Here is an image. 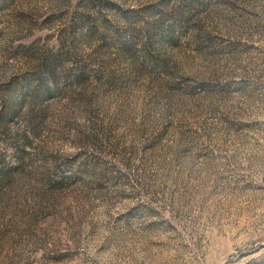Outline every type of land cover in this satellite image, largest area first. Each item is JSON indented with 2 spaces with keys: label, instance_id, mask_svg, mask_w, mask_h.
<instances>
[{
  "label": "rangeland",
  "instance_id": "obj_1",
  "mask_svg": "<svg viewBox=\"0 0 264 264\" xmlns=\"http://www.w3.org/2000/svg\"><path fill=\"white\" fill-rule=\"evenodd\" d=\"M0 264H264V0H0Z\"/></svg>",
  "mask_w": 264,
  "mask_h": 264
}]
</instances>
